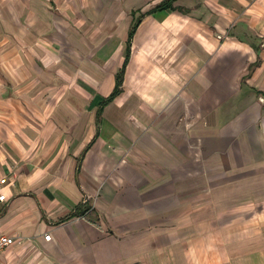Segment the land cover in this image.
Listing matches in <instances>:
<instances>
[{"label":"crops","instance_id":"0c3cea01","mask_svg":"<svg viewBox=\"0 0 264 264\" xmlns=\"http://www.w3.org/2000/svg\"><path fill=\"white\" fill-rule=\"evenodd\" d=\"M6 175L0 264H264V0H0Z\"/></svg>","mask_w":264,"mask_h":264},{"label":"built area","instance_id":"2783aa9c","mask_svg":"<svg viewBox=\"0 0 264 264\" xmlns=\"http://www.w3.org/2000/svg\"><path fill=\"white\" fill-rule=\"evenodd\" d=\"M9 181L10 178L7 175L0 178V205L4 204L7 201V195L1 193V190L9 184ZM49 239H50V234L49 233L45 234L44 240L48 241ZM12 241H13L12 238L0 232V252H2L6 247H8Z\"/></svg>","mask_w":264,"mask_h":264},{"label":"trees","instance_id":"16d2710c","mask_svg":"<svg viewBox=\"0 0 264 264\" xmlns=\"http://www.w3.org/2000/svg\"><path fill=\"white\" fill-rule=\"evenodd\" d=\"M163 5L164 4H160L157 7L160 8V7H163ZM120 79H121V75L117 74L114 89L109 95V97L107 98V100H111L119 92Z\"/></svg>","mask_w":264,"mask_h":264}]
</instances>
